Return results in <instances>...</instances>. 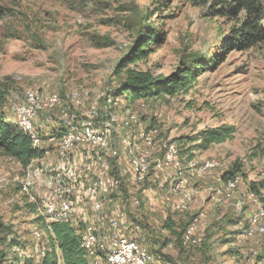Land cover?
<instances>
[{"label": "rangeland", "instance_id": "374dc122", "mask_svg": "<svg viewBox=\"0 0 264 264\" xmlns=\"http://www.w3.org/2000/svg\"><path fill=\"white\" fill-rule=\"evenodd\" d=\"M220 1L235 3L0 0V86L9 93L7 118L20 130L16 110L28 91L60 100L57 109L36 119L41 147L48 152L42 159L23 169L0 156V264H41L57 224L45 222L42 213L59 199L57 189L72 203L66 224L76 228L93 264L102 258L105 264L106 256L99 250L90 256L82 237L89 226L99 227L98 204L109 222L117 221L119 231L129 232L126 238L146 251L150 264H264V217L253 223L264 208L249 190L252 182L264 183V41L246 50L229 46L242 16L217 14ZM151 34L156 39L151 53L130 68L159 78L189 73L193 82L174 96L130 105L126 96L115 94L120 87L117 66ZM63 113L96 125L105 114L106 120L117 116L111 141L118 156L88 146L59 155L62 137L54 142L49 137L70 130L61 126ZM126 120H132L128 127ZM219 128L235 131L224 143L204 148L201 134ZM143 134L152 137L151 145ZM171 144L177 162L167 166L163 158ZM142 153L148 155V170L139 180L133 160ZM103 160L108 166L102 171ZM209 162L213 167L204 168ZM236 162L242 164V174L225 183L223 174ZM99 175L105 190L97 196L91 191ZM27 181L31 187L25 191ZM124 194L130 196L128 202ZM134 199L141 204L134 205ZM167 219L176 223L181 237L165 230ZM143 235L152 243L141 242Z\"/></svg>", "mask_w": 264, "mask_h": 264}, {"label": "trees", "instance_id": "16d2710c", "mask_svg": "<svg viewBox=\"0 0 264 264\" xmlns=\"http://www.w3.org/2000/svg\"><path fill=\"white\" fill-rule=\"evenodd\" d=\"M234 2L233 4L220 1V9L217 11V14L221 16H235L236 18L242 16L240 25L233 30V36L228 45L241 50L253 48L264 41V0H234ZM215 6L211 8L215 9ZM148 38L147 41L132 48L117 66L116 74L120 77V87L115 91V94L126 96L130 105L154 97L174 96L191 86L193 82L189 73L183 77L173 75L159 78L154 77L149 71L143 72L130 68L132 64L146 59L151 53L150 47L153 46L156 39L153 34ZM8 94V89L0 86V156L15 160L23 169H27L33 161L42 159L45 152L36 149L30 136L19 130L16 123L7 118L4 108L8 102ZM234 131V128L206 130L201 134L199 140L202 142V146L207 148L210 145L224 143ZM64 132L61 129L57 132L54 131L53 134L56 138H61L65 135ZM242 169L241 163H234L223 174L222 181L227 183L236 179L242 174ZM117 173L119 172L116 170L115 174ZM148 184L146 183L143 187ZM263 189L264 183L252 182L249 190L260 199L264 208ZM31 206L33 210H36L34 205L31 204ZM164 228L172 235L182 236L177 233V225L172 219L166 220ZM139 240L143 243H152V238L148 235H143ZM49 244L50 250L41 260V264H93L81 248L76 228L72 225L53 224ZM12 246L19 247L20 245L12 243ZM12 260L14 263H18L20 258L13 255ZM31 261H26V264H31Z\"/></svg>", "mask_w": 264, "mask_h": 264}, {"label": "bare ground", "instance_id": "6f19581e", "mask_svg": "<svg viewBox=\"0 0 264 264\" xmlns=\"http://www.w3.org/2000/svg\"><path fill=\"white\" fill-rule=\"evenodd\" d=\"M25 97H26L25 102H23L22 105H19L20 107H18L17 105L18 108L16 110V117H15L17 119L16 122L20 130H22L26 135L30 136L31 140L33 141L34 147L36 149H41L42 151L45 152V154H47L48 152L43 147H41L42 140L40 136H38V133H37L38 131H36V119L39 117V114L41 115V113H44V112L47 113V112L54 111V109H57L60 104L59 97L55 94L44 95V96L39 97L37 94H35L32 91H28ZM111 102L112 101H109V104H111ZM76 119H78L77 114L63 113V116H62L63 124L61 126L67 127L70 130L59 141V148H58L59 155L61 156L66 155L68 152L73 150V148H75L76 146H79V147L88 146L90 147V151L92 148V150L97 149L102 153L106 152L105 154H107L108 157L109 155L118 156V150H115L112 147L113 142L111 141V136L116 132L115 125L119 121L117 119V116L110 115L109 118H107L106 120L107 124L105 123V121H103L99 125H96V122L93 121L92 119L91 120L86 119L85 121L84 120L81 121L78 119L79 123L77 124ZM131 121L125 122V126L126 127L130 126ZM55 139L56 137L54 135L49 137L50 142H54ZM122 139H123L122 143L126 144L125 146H128V148L132 146L130 145L129 141H127L124 138ZM142 140L147 145L152 144V137L147 134L142 135ZM141 150H139V146L136 147L137 152L140 153ZM177 154H178L177 148L175 147V145L174 144L169 145L167 147L166 153L163 158L165 164L168 166V165H173L174 163H176ZM147 158H148V155L142 153V154H138V157H136L133 160L134 173L136 176L139 177V180L144 179V176L148 170L147 163H146ZM106 160H103V162L101 163L102 171L106 169L108 166ZM175 167L177 168V166ZM212 167L213 165L211 164V162H209L208 164L205 165L204 168L211 169ZM233 183L234 184L230 185V187L232 188L235 187L236 181H233ZM30 187H31V183L27 181L25 183V191H28ZM104 188H105L104 179L101 177V175H99V177L96 178V180L94 181L92 185L91 192L99 196L98 193L105 190ZM57 191L60 194L59 199L56 202L53 201L47 204L44 208V212L42 213V215L46 220L45 222L66 224L70 221L69 219L72 215L71 214L72 212L71 209H73L72 203L69 200L65 198L63 199L61 197V195H63L64 193L63 189H57ZM96 209H97L96 219L98 220L99 227L95 230L93 226H89L85 234L82 237L83 248L86 249V251L90 253V256L94 257L96 251L99 250L102 254L106 256L105 264H136L135 262H131V253L128 251H123L121 248L132 249V256L137 261V264H150L151 258L150 256H148L146 251L142 247H140L137 243L130 241L126 237L118 238V246H120V248L115 247L114 237H117V231H119V223L113 220L112 222H109L108 217H106L103 211V208L101 207L100 204L96 205ZM263 217H264V212L254 215L253 223L256 224ZM192 231H193L192 227L188 229L185 235L186 241L191 240ZM100 262L97 261L96 264H104V262L103 263H100Z\"/></svg>", "mask_w": 264, "mask_h": 264}, {"label": "built area", "instance_id": "2783aa9c", "mask_svg": "<svg viewBox=\"0 0 264 264\" xmlns=\"http://www.w3.org/2000/svg\"><path fill=\"white\" fill-rule=\"evenodd\" d=\"M55 98V97H54ZM28 106H29V104H28ZM105 123L107 124V122H106V114H105ZM173 152V151H172ZM74 176V175H73ZM130 196H127V195H125L124 194V199H127V202H128V198H129ZM134 205H136V206H139L141 203H140V201L139 200H135L134 199V203H133ZM119 219H120V217H119ZM122 237H131L130 235H129V232H125L124 231V229L122 228V227H120V231H117V237H114V239H115V247H119L120 248V246H118V238H122ZM195 239V241H196V238H194ZM123 251H128V252H130L131 253V262H135L136 264H137V261L134 259V257L132 256V249H124V248H121Z\"/></svg>", "mask_w": 264, "mask_h": 264}]
</instances>
